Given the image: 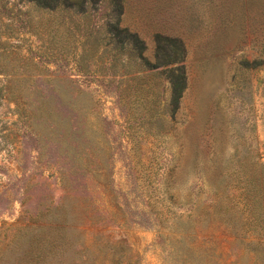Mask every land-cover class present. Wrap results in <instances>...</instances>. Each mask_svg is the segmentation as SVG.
Wrapping results in <instances>:
<instances>
[{
    "label": "rangeland",
    "instance_id": "374dc122",
    "mask_svg": "<svg viewBox=\"0 0 264 264\" xmlns=\"http://www.w3.org/2000/svg\"><path fill=\"white\" fill-rule=\"evenodd\" d=\"M108 3L0 0V264H264V0H124L151 71Z\"/></svg>",
    "mask_w": 264,
    "mask_h": 264
},
{
    "label": "trees",
    "instance_id": "16d2710c",
    "mask_svg": "<svg viewBox=\"0 0 264 264\" xmlns=\"http://www.w3.org/2000/svg\"><path fill=\"white\" fill-rule=\"evenodd\" d=\"M37 6L40 9H44L50 12L57 11L63 7H68L70 9H78L80 12H85V8L87 5L93 3L96 0H27ZM103 1V0H99ZM109 5V8H114V13L116 15L111 17L115 20V24H109L111 28L108 30V33L111 35L110 44H114V48L119 50L124 54H127L131 61H135L139 64L138 61L142 63V65H146L148 69L143 71H151L155 69L154 65H150V61L145 56L146 45L144 41L138 36L137 33H132L127 27L122 26L123 22V14H124V0H106ZM111 16V15H110ZM165 40V41H164ZM164 42V44H163ZM168 44H167V43ZM158 56L159 54H163L165 56V51H169V61H163V65L172 66L169 68V80L171 83V97L172 104L174 106L173 113L176 112L179 108V103L186 89V80L187 74L185 71V67L180 65L184 62V53L185 47L183 42L178 39H163L162 36H158ZM244 64H249L247 61H244ZM136 70H141V67H137ZM261 180L260 177H253L252 183H254L253 189L258 194L264 195V177L262 179V184H259ZM257 181L258 183H255ZM263 186V187H261ZM252 189V190H253ZM254 199V198H253ZM249 201V198H247ZM193 218V216H191ZM190 217V219H191ZM224 224H229L230 219H222ZM201 222H198L195 226L193 224L189 225V229L184 230L182 232L183 237L185 235H195L194 238V247L192 249L193 254H196L199 251H202L203 244L207 243L206 241L199 240V236L201 234ZM185 225V224H184ZM193 225V226H192ZM236 235L240 238L248 237L249 234H239V230L237 227L234 229ZM197 236V237H196ZM162 237V235H160ZM183 239V238H182Z\"/></svg>",
    "mask_w": 264,
    "mask_h": 264
}]
</instances>
